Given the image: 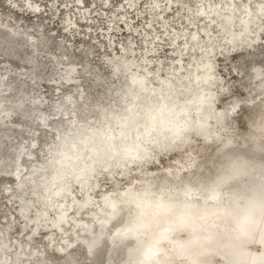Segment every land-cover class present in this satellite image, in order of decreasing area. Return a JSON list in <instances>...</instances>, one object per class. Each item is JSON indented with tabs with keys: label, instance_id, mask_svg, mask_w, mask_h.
Here are the masks:
<instances>
[{
	"label": "bare ground",
	"instance_id": "6f19581e",
	"mask_svg": "<svg viewBox=\"0 0 264 264\" xmlns=\"http://www.w3.org/2000/svg\"><path fill=\"white\" fill-rule=\"evenodd\" d=\"M7 1L14 3L12 0ZM22 1L25 3V0ZM83 1L74 0V2ZM100 1L102 2V7L111 4L110 0ZM257 1L259 5L255 7L252 5V0H241V3L238 0H153L150 3L148 2L149 5L146 6L145 11L150 16L146 17L148 19L146 24L151 29L147 31L144 26V30L147 33L142 40L143 44H146V53L141 55L145 63H136L138 55L131 54L127 56L129 52L134 53V50H136L131 45L134 42L133 40H131L130 44L132 51H128L129 47L122 44L121 51L117 53V55H122L124 59L123 66L128 73L127 79L131 86H134L133 88H135L137 93L131 101H129L130 99L128 100L129 102L125 107L126 111L124 114L122 113V117H126L129 112L140 114L141 120L138 122L139 126H137V137L126 139L129 134L124 132L118 142H113L112 146L109 145L111 150L119 153L118 156L112 159L111 162H103L102 164L94 163L93 155L98 148L94 143H89V138L92 139L91 133L95 131H99L96 136L102 139L98 145L108 143L107 137L116 138L120 127H117L118 124L108 117L110 111L114 112L119 108L123 109L119 107L122 99L121 87L118 85L113 92L108 93V96H113L114 98L107 102L105 99H101L98 94L93 93L96 88H92L91 91L83 89V84H76L75 82L81 77L79 74L83 69L93 68V65L90 64V60L85 63L84 58H82L84 63H81L78 57L71 53L63 52L65 53L63 56L67 57L70 62L68 63V68L65 69L67 76L63 78L64 82L62 84L69 83L74 89L78 90V88H81V90H78L77 94L72 90L63 97L61 102H54L46 106L43 99L44 96L42 94L37 95L36 88L44 80L59 83V79L54 77L53 74L45 77L43 72L50 68V71L55 73L63 64V61L55 57L48 61L51 63L49 65L47 61L40 59L41 46H46L48 41L41 39L39 35H33L24 29L22 25H13L2 21L0 18V56L5 58L3 61L5 72L0 74V176L11 178L17 186V189H15L17 193L11 194L10 200L12 201V196L19 197L20 201L17 202H19L22 211L25 210L27 213H22L24 219L22 224L24 227L27 224L26 218L29 217V207L34 203L26 198L25 196L27 195L25 194H32V200H37L40 204L37 207L35 216L37 221L33 224L32 231L26 234V238H28V240L25 239L27 241L26 246L23 247L18 239L16 242L12 241L11 245L14 244L16 249L12 264H33L31 257L24 258L23 255L26 254V248L40 234L39 220L41 218V222L44 221L47 226L54 227V229L48 230L45 236L49 250L62 257L59 262H49L48 258L41 257L43 264H72L73 261L77 264V259L73 254L75 248L73 245L76 242H80V247L84 249L87 255L89 262L86 264H137L134 250L138 248V242L134 239H125L122 236V232L130 218L136 215L139 208V204L134 203L131 199L133 194L140 192L145 187H152L157 189L161 196H166L165 190L180 189L186 185L198 186L208 177L215 174L224 155L264 161V65L257 62L263 58L264 51L260 55L256 53L260 46L259 42L263 39L260 29L264 27V16L260 15L259 6L264 4V0ZM138 3V0H121L119 6L124 11L119 14H122L123 17L118 19L119 21L110 20L111 23L116 22L117 25L123 21L124 24H121V27L127 28V31L130 32L127 34L129 38L143 34L139 30V25L130 27L131 22L125 19L126 14L130 10H138ZM42 5L43 3L40 0H32V7L28 8V10H31L35 17H39L42 14ZM62 5L65 4L62 3ZM74 6L81 9L79 5ZM66 7H69V4H66ZM127 7L129 8L128 10H126ZM59 8L58 6L57 9ZM175 8L177 13L183 9L186 11L183 15L185 20L181 24H186V22L187 24L182 31L180 27H177L178 25H171V22L167 21L168 15L171 14L170 11H174ZM145 11L140 10L137 14H143ZM87 13L89 11H85L81 19L84 17L87 19ZM136 16L133 19H136ZM157 19L161 24L160 28H163L160 31L163 34H167L168 40H170L169 45L172 48L168 50H172L174 55L171 56V71L167 72L171 76L168 75L169 77L166 78L163 73L156 74L155 76H158L159 82L157 87L153 85L151 87V83L154 82H151L154 77H151V74L155 69H158L156 67H159V65L156 63L153 65L150 61L152 62L153 58L159 57L156 53L158 52L159 42L157 40L162 39V36H158V33L155 35L151 34L153 28L154 32L156 30L153 21H157ZM66 20L67 24L64 29L69 32L73 29L71 27L73 23L75 24L77 21L73 22L72 17L66 18ZM179 20H181V17L177 19L178 22ZM197 21L204 24L200 26ZM170 26L174 30L170 29ZM190 26H192L191 32H186L185 29H190ZM112 28L115 27L110 24L107 30ZM215 29L219 36L212 34L216 32ZM136 33H138L137 36L135 35ZM113 34L104 33V37L109 38L110 47H113ZM165 40L163 42H166ZM240 52L244 55L235 65V69L243 70L246 63L245 58L252 56L250 61L253 62V66L246 75L242 76L244 81L243 90L248 98L240 100L241 103L235 111L229 108L227 113H223L225 105H219L223 96L221 89L227 88L232 92V86L219 77L217 58L220 56L226 61L232 54ZM80 54L83 57V54ZM185 56H188V61H185ZM11 61L26 64V67L30 68L29 82L26 81L30 84V89L26 88V84L17 81L19 79L23 80L21 78L23 76L22 72H19L21 77H17L16 81L12 79L7 65ZM210 69L213 72L207 73ZM208 77H212L213 80L208 81L206 85L204 82L207 81ZM94 81L97 84H102L104 77L96 75ZM4 92L5 94L9 93L10 100L4 96ZM138 93L149 97L151 103H141L137 98ZM207 96L212 97L210 99L211 105L205 111L203 110V114L217 116L222 120V123L219 125L217 119L209 120V131L207 133L194 130V132L184 135L181 131L184 136L179 139V142L171 144V146L155 149L159 145V143L156 144L154 141V136L157 134L154 131L144 134V131L150 128L159 132L158 123L155 122L153 127L148 122V119L159 115L157 111H159L161 100L170 97L165 105L175 106L177 111H181V114L174 121L178 124L186 118L194 122L197 116L196 111L200 108L197 106V101ZM234 100L239 99H233L232 101ZM93 106L94 108H92ZM243 106L255 114L256 119L249 122L246 133L238 136L235 132L237 126L236 114ZM81 108L84 109L82 114L79 113ZM141 110L143 111L141 112ZM88 112H93L94 114L89 116ZM83 116L88 118V120L87 122L85 121L84 125H81ZM14 117H18L22 122L10 126ZM99 119L106 120V123L103 126L101 125V128L97 127ZM59 122L67 124L68 133H64L58 128L60 126ZM53 123H56L58 127H53ZM30 124L36 126L33 127ZM106 124L108 126H105ZM85 126L86 130L84 129ZM42 128L47 132L51 131V128H55V131H53L54 147L48 143L44 152L50 154L56 150L58 153L55 156H50L46 162L42 163V166H35L34 163H36L38 152L40 151L39 130ZM130 128L132 127L121 128V130L129 131ZM75 130H78L79 133L75 134ZM19 136L27 140L25 141L27 144H19V147H10L9 143L11 140ZM165 137L168 138V142H165V144L169 145L173 137ZM78 140H83L84 143L78 148L79 153H77V156L72 153L73 151L70 150L69 146ZM143 141L145 142L144 144L142 143ZM196 141H201L200 145ZM61 142H64L67 147L59 146ZM138 144H143L144 150L148 153L145 156L137 155V159H139L137 162L133 153L128 155L123 152ZM169 155H173L170 158L171 163L163 169L159 168L157 164L161 161V157ZM69 158L73 160L70 161ZM151 164L155 166L150 168ZM146 167L147 172H144ZM46 168H50V172ZM59 169H61L62 174L59 177L60 181L56 183ZM131 169H134L137 173L126 186L106 191L100 197L96 196L100 189V175H106V179L110 180L115 187L118 184L116 181L120 180V177L117 178L114 174L118 173L122 176ZM38 171L39 173H36ZM37 176L42 177L43 180L36 179ZM125 178H128V176ZM41 188H43V191L39 194ZM64 188L65 194L60 195ZM74 188L82 194L81 198L75 195ZM51 211H54L57 216L52 221V224H48ZM70 213L76 215L87 214L88 217L85 219L81 216V218H75L74 221H71V218L69 219ZM156 215H159V213ZM162 219L153 217V221L144 225L146 230L144 235L147 238L150 239L153 231L157 229L161 234L169 231L167 227H161ZM11 220L9 219L4 228L0 229V264H9L5 258L4 248L6 247L4 246L9 244V236L13 230V222ZM23 229L25 230L26 228ZM22 232L23 230L21 229L20 233ZM55 233L62 235L65 244L56 243L54 239ZM180 238L183 239L184 237L181 235ZM121 250H123V257L119 253ZM36 252L41 253L42 251L38 250ZM34 254L32 253L31 256ZM171 258L170 246L168 244L162 245L159 259L168 260ZM217 264H219L218 261Z\"/></svg>",
	"mask_w": 264,
	"mask_h": 264
},
{
	"label": "rangeland",
	"instance_id": "374dc122",
	"mask_svg": "<svg viewBox=\"0 0 264 264\" xmlns=\"http://www.w3.org/2000/svg\"><path fill=\"white\" fill-rule=\"evenodd\" d=\"M12 1H14L13 4L16 5L15 7H12L11 1L9 2L7 0L6 1L0 0V18L2 19V21H6L7 23H10L13 25H18V26L22 25L24 29L28 30L33 35H35V36L39 35L41 37V39L43 38V39L47 40L48 44H46V46L45 45L41 46V53L39 56V58L42 59L43 61L48 62L51 59H54L55 57H57L61 61H63V64L60 66V68L55 73L50 71V68H49V70L47 69L43 72V75L45 77L52 76V74H53L54 77L58 78L60 82L55 83V82H50V81L44 80L36 88L37 95L42 94V96H44L43 99L45 101L46 106H49L54 102H61L63 100V97L72 90H74L75 94L78 93V90H81V88H78V90L74 89V87L70 86L69 83L68 84H62V82H64L63 78L65 76H67L65 73L66 72L65 69L68 68V63L70 62L67 57L63 56V54L71 53L74 56L78 57V60L81 61V63H84V62H82V58H84L85 63H86V61L90 60V64L93 65V66L91 65L93 68H90L88 70L83 69V71L79 74L81 77L78 78V80L75 82L76 84L77 83L83 84V89L91 91L92 88H96V91H94L93 93L98 94L99 97H101V99H105L107 102V101H110L111 98H114L113 96H108V93L113 92V90L118 85L121 87V92H122L121 98L122 99H121L120 105H122V106L119 105V107H122L123 109L119 108L116 110L117 112L116 111H114V112L110 111L108 118L111 120V119H115L116 117H122L124 112L126 111L125 107L127 106L128 102L131 101V99H133L134 95L137 93L135 92V88H133L134 86L132 87L130 82L127 79L128 73L125 71V68L123 66L124 65L123 57H122V55H117V53L119 51H121V45L122 44L129 47L128 51L129 50L132 51L130 49L131 48L130 44H131V40H133L134 42H132L131 45L133 47H135L136 50H134V53L129 52V54L127 56H130L131 54L138 55L139 59L136 58V63H138V64L145 63L144 60L142 59L141 55L143 53H146V50H145L146 44H143L144 42L142 39L145 36V34L147 33V31L149 29H151L150 26L146 24V21H148V19L146 17L149 14H148V12L145 11V9H146V6L149 5V3L152 2L153 0H138L139 1L138 5H137L138 10L137 11L130 10V12H128L126 14L125 19L129 20L131 22L130 27L139 25L138 26L139 30H141V32L143 33L142 35H138V33H136L135 35L136 36L138 35L137 37H130V38L127 35L128 33H130L129 31H127V28L124 29L121 27V24H124L123 21L119 22L118 25L116 24V22H113V23L110 22V20H112V19H114L115 21H119L118 19L123 17L122 14H119L121 11H124V9L120 8V6H119L121 4V0H110L111 4L109 6H103V7L101 5L102 2L100 0H84L83 2H74V0H40V2L43 3V5H42V9H41L42 14L39 15V17H35V14L31 13V10H28L27 7L22 8L21 5L24 4V2L22 0H12ZM238 1L241 3V0H238ZM93 2H94V4H93ZM62 3H64L65 5H62ZM66 4H69V7H66ZM74 5L81 6V9H79L78 7H75ZM252 5H253V7L258 6L259 5L258 1L252 0ZM58 6L60 7L59 9H57ZM83 7H86V8H83ZM128 9L129 8L127 7L126 10H128ZM140 10H144L145 12L143 14L138 15L137 12ZM175 10H176V8L174 9V11H170L171 14L168 15L167 21L169 20L171 23L169 21L168 22L171 25H173V24L174 25L176 24L175 26L178 25L177 27H180L181 31H182V29L187 24V22H186V24H181L185 20V17L183 15L186 11L183 9L177 13V12H175ZM80 11H82V13H80ZM85 11H89V13L86 14L87 19L85 17L81 19V16H84L83 13ZM91 12H92V14H91ZM54 13H56V14H54ZM70 16L72 17L73 22L74 21L75 22L77 21V22L75 24L73 23V25L71 26L73 29L71 31L67 32V30L64 29V26L67 24L66 18L69 19V18H71ZM134 16H136V19H133ZM179 17H181V20H179V22H178L177 19ZM175 19H176V23H175ZM38 23H39V25H38ZM197 23L200 26H202L204 24L203 22H199V21H197ZM35 24H36V26H35ZM110 24H111V26H114L115 28L107 30V28L109 27ZM153 25L156 26V30L154 32V28L152 27L153 31L151 32V34L155 35L156 33H158V36H162L161 40H157V42L158 41L159 42H158V50H157L158 52H156V53L159 57L153 58L154 60H152V62L150 61V63L153 65L155 63L158 64L159 67L161 65L160 68L156 67L158 69H155L151 74V77L154 76L151 80V82L154 81L153 83H151V87H153V86L157 87V83L159 82V78H158V76H155L156 74L159 75V74L163 73L166 76V78L171 76L167 72L171 71L170 70V64H172L171 56L174 55V53L172 52V50L171 51L168 50L169 48H172V46L169 45L170 40H168L169 38H168L167 34H163L161 32L163 30V28H160L161 24L158 22V19H157V21H153ZM144 26L147 29V31L144 30ZM169 28L172 29L171 26ZM191 28H192V26H190V29H185V31L191 32ZM69 30H70V28H69ZM172 30H174V28ZM215 31H216V29H215ZM108 32L111 34L114 33L112 36L113 47H110V45H109V41H108L109 38L104 37V33H108ZM201 33L204 35L202 30H201ZM212 34H214L215 36H219V33H217V31L213 32ZM165 39H167L168 41ZM164 40L166 42H163ZM259 43H260V46L256 50L257 55H260L264 51V35H263V39H261ZM116 47H117V49H116ZM63 52H65V53H63ZM80 53L83 54V57L81 56ZM246 54H248V53L246 52ZM243 55L244 54L242 52L234 53L226 61L223 60L222 58H220V56H218V58H217L219 77H221L225 83L227 82L228 84H230L232 86L231 97L228 98L229 103L233 99L242 100V99L248 98V97H246V94L243 90L244 81L242 80V76L246 75L250 71L251 67L253 66V62L250 61V59H252V56H248L247 58H245L246 63L244 65L243 70H241L239 68L235 69V65L237 64V62L240 60V58ZM118 56H119V58H118ZM262 57L263 58L261 60H258L257 62L264 65V55ZM116 58H118V59H116ZM185 58H186L185 61H188V59H189L188 56H185ZM4 60H5V58L0 56V74L5 72V69H4L5 64L3 63ZM48 63H49V65H51L50 62H48ZM9 64H10V66H9ZM114 64H115V66H113ZM7 65L10 69V74L12 76V79L14 81H16L17 77H21L19 72H22L23 76L21 78H23V80L19 79L17 81L21 82L22 84H26V88L30 89V84L28 83L29 82L28 75L30 72V68L26 67V64H21L19 62H15V61H11ZM115 67H116V69H115ZM79 68H81V66H79ZM118 68H120L121 70ZM140 70H141V68H140ZM157 71H158V73H157ZM96 75H101L102 77H104V81L102 82V84H97L94 81L96 79ZM26 81H28V82H26ZM58 87H60V89H58ZM3 94L8 100H10L9 93L5 94V92H4ZM98 95H96V97H98ZM131 96H132V98H131ZM140 97H141V100H140ZM137 98L141 101V103H148V104L151 103L149 100L150 98L145 96V95H140L138 93ZM145 99L146 100L148 99V100L146 101ZM28 103H29V100H28ZM124 104H126V105H124ZM140 104H139V106H140ZM219 105H221V106L224 105V101L221 100L219 102ZM92 108H94V106ZM79 110L78 111L81 114H82V111H84L83 108H81ZM93 114H94L93 112H88L89 116H91ZM113 115H114V117H113ZM111 117H113V118H111ZM255 119H256L255 114L250 112V110L248 108H246L244 106L241 107L239 112L236 114V122H237L236 125L237 126L235 129V132L238 134V136H241L244 133H246L248 131L249 122L254 121ZM87 120H88V118L83 116V118H82L83 122H81L82 123L81 125H84V123H86ZM103 120H104V122H103ZM12 121L13 122H11L10 126H12V124L17 125L18 123L22 122V120H20L18 117L12 118ZM104 123H106L105 119H99L98 123H97V127L101 128L104 125ZM59 124H60V126L58 127V125L56 123H53V127H58L62 132L68 133L67 124L62 123V122H59ZM30 125L33 127L36 126L33 124H30ZM54 129L55 128H51V131H49V132H47L43 128L39 130V136H40L39 148H40V151L38 152L37 161H36V163H34L35 166H42V163L46 162L50 158V156L57 155L56 153H58V152L56 150L52 151L50 154L44 152V149L48 143H50V145L54 147V140H53L54 139L53 131H55ZM84 129L85 130L87 129L86 126ZM25 141H27V140H25L21 136H19L18 138H14L13 140H11V142L9 143V146L10 147H12V146L13 147H19L22 144H27V142H25ZM196 143L198 145H200L201 141H196ZM171 157H173V155L161 157V161L158 162L157 166L159 168L163 169L164 167H166L167 165H169L171 163V161H170ZM206 158H207V156H206ZM43 159H44V161H43ZM28 165H30V164L28 163ZM154 166H155L154 164H151L149 167L153 168ZM46 169L48 170V172H50V170H49L50 168H46ZM129 171H131V172H129ZM129 171H127V173L125 172V175H122L123 177L121 175H119L118 173L114 174L115 177L116 176H117V178L120 177V180L116 181V183H118V184H116L115 187H114V185H112V182L110 180L106 179V177H107L106 175H100L99 176V178H100V189H99V192L96 193V196L100 197L106 191H109V190L112 191V189H114V188L119 189V188H123L124 186H126V184L128 182H130L135 177V175L137 173L134 169H131ZM144 172H147V167L144 169ZM127 176H128V178H125ZM36 179L43 180L42 177H38V176L36 177ZM15 189H17V186L11 178H3L0 176V229L4 228L5 224L7 223V221L9 219L10 220L12 219L11 221L13 222V230L9 236V238H10L9 244H7L8 246L7 245L4 246V247H6V248H4L5 258L9 264H12V261H13L12 258L16 252L15 245L14 244L11 245L12 241L16 242L18 239L22 243L23 247L26 246L27 241L25 239L28 240V238H26V234L29 232V228H32L33 224L37 221L35 219V216L37 214V207L40 206V204L37 202V200H34V199L32 200V196H33L32 194H30V193L25 194L28 196V197L27 196H25V197L28 198L30 201H32V203L33 202L34 203H33V205L31 204L29 207V217L26 218L27 224L24 227L22 224V222L24 220L22 217V209L20 208L19 202H17V201H20L19 197L18 196H15V197L12 196V201L10 200V196H11V194H13L15 192ZM74 190H75V195H77L79 198H81L82 194L76 188H74ZM42 191H43V188H41L39 190V194ZM16 193L17 192H15V194ZM56 216H57L56 213L54 211H51V213L49 215L50 220L47 223L52 224V221L55 219ZM81 216H83L85 219L88 217L87 214H83V215L71 214L69 216V219L71 218L70 220L74 221L75 218H81ZM28 218H30V219H28ZM41 220H42V218L39 220L40 222L38 221L40 223V234H38V236L32 241V244L28 248H26V254L23 255V257L24 258H30L31 257L30 259L33 262V264H43L44 262H43V260H41L42 259L41 257L48 258L49 262L50 261L51 262H53V261L59 262L62 260L61 255L56 254L52 250H49L48 242H46V238H45L48 230H50L52 228L54 229V227L47 226L46 223L44 221L41 222ZM23 228H26V229L24 230ZM21 229L23 230L22 233H20ZM54 239H55L56 243H58V244L59 243L65 244V241L62 239V235H60L58 233H55ZM73 247H75L73 254L75 255V257L77 259V264L88 263L89 260L87 258V255H86L84 249L82 247H80V242H76L73 245ZM38 250H41L42 252L41 253L36 252ZM32 253H35V254L31 256ZM119 253H120V256L123 257V250H121Z\"/></svg>",
	"mask_w": 264,
	"mask_h": 264
},
{
	"label": "clouds",
	"instance_id": "9594fccd",
	"mask_svg": "<svg viewBox=\"0 0 264 264\" xmlns=\"http://www.w3.org/2000/svg\"><path fill=\"white\" fill-rule=\"evenodd\" d=\"M165 192L145 187L131 197L139 208L122 236L138 242L137 264H264V161L224 155L198 186ZM153 217L169 231L149 239ZM165 244L172 258L160 260Z\"/></svg>",
	"mask_w": 264,
	"mask_h": 264
},
{
	"label": "water",
	"instance_id": "95a60500",
	"mask_svg": "<svg viewBox=\"0 0 264 264\" xmlns=\"http://www.w3.org/2000/svg\"><path fill=\"white\" fill-rule=\"evenodd\" d=\"M213 72L211 69L209 70L210 73ZM213 78L212 77H208L207 81L204 82V84H208V81H212ZM170 97H167L165 100H161L160 102V108L159 111H157V113L159 115L148 119V122L151 123V125L155 124V122L158 123V129L160 127L159 132H156L155 129H148L147 131H144V134L150 132V131H154L157 135L154 136V141L155 143H159L158 148H164L165 146H171V144H174L176 142H179V139L183 138V136L185 134H188L189 132H194V130H197L199 132H203V133H207L209 131L208 129V121L209 120H213V119H217V123L220 125L222 123V120L219 117H215L213 115H208V114H203V110L205 111L210 105V99H212V97L207 96L205 98L199 99L197 101V106H199L200 108L196 111L197 112V116L195 118V121L192 122L190 119L186 118L183 122H180L177 124V122H174L177 118L178 115L181 114V111H177V108L175 106H166V102ZM214 99V97H213ZM141 100V97H140ZM190 104V103H188ZM143 110H141L142 112ZM143 119V118H142ZM113 122H116L118 125L117 127H120L119 133H117L116 138H112L107 137L108 138V143L104 144L102 143V145H98L99 142H101V138L96 136L99 131H95L94 133H91V137L92 139L89 138V143H94L98 150H96L94 152V163L98 164H102L103 162H111L112 159L116 158L118 156L119 153H117L115 150H111L109 148V145L112 146L113 142H118L122 136V134L124 132H127V134H129V137H127L126 139H130L132 137L136 138L137 137V126L138 122L141 120L140 114L139 113H130L128 115H126V117H121V118H115L112 119ZM175 123V124H174ZM105 126H108V124H106ZM126 127H132L130 128L129 131H125V130H121L122 129H126ZM154 127V125H153ZM156 127V126H155ZM191 127V128H190ZM183 134H181L182 132ZM75 134H78V130L74 131ZM168 132V133H166ZM71 134V132H69ZM168 136L169 138H172L173 140L170 142V144L166 145L165 142H168V138L165 137ZM95 137V138H94ZM147 137V136H146ZM84 143L83 140H78L76 143L72 144V145H68L70 150L73 151L72 153L74 155H77V153H79L78 148L82 146V144ZM88 143V142H87ZM143 144L145 143L144 141L142 142ZM143 144H138L133 148H129L126 149L123 153L124 154H134V158L136 159V161L138 162L139 159H137V155L141 154L143 156H145L148 152H146L143 148ZM59 146H64L67 147V145L64 142L59 143ZM160 146V147H159ZM78 156V155H77ZM70 161H72V158H69ZM60 164V163H59ZM43 172V171H40ZM36 173H39L36 172ZM62 174L61 169L58 170V179H56V183H58L60 181L59 177ZM34 189V187H33ZM65 194V188L64 190H62L60 192V195ZM67 194V193H66ZM23 214H27L25 212V210L22 211ZM63 220V218H62Z\"/></svg>",
	"mask_w": 264,
	"mask_h": 264
},
{
	"label": "snow or ice",
	"instance_id": "6c2138e0",
	"mask_svg": "<svg viewBox=\"0 0 264 264\" xmlns=\"http://www.w3.org/2000/svg\"><path fill=\"white\" fill-rule=\"evenodd\" d=\"M15 6H16L15 4H12V7H15ZM21 7L22 8L23 7L31 8L32 7V0H25V3L22 4ZM259 7H260V15L264 16V4H261ZM260 33H261V35H264V27H261ZM221 91L223 92V96L221 97V99L224 101V105H225L223 113H227L229 108H231L232 111H235L236 108L241 103V101L240 100H234L231 103H229L228 98L231 96L230 90L227 88H223V89H221ZM50 115H51V113H50ZM29 231H32V228H29ZM72 264H75V262L73 261Z\"/></svg>",
	"mask_w": 264,
	"mask_h": 264
}]
</instances>
